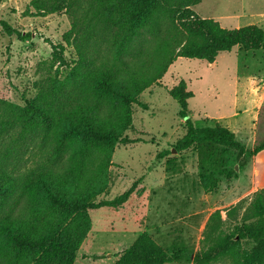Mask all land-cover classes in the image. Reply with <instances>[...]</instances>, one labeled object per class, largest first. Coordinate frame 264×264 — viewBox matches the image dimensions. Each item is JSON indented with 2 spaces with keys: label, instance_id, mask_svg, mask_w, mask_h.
<instances>
[{
  "label": "trees",
  "instance_id": "16d2710c",
  "mask_svg": "<svg viewBox=\"0 0 264 264\" xmlns=\"http://www.w3.org/2000/svg\"><path fill=\"white\" fill-rule=\"evenodd\" d=\"M35 1L45 14L65 9L82 14L88 29L81 31L79 18L73 26L80 59L71 82L52 83L38 103L28 101L22 134L11 145L0 143L5 147L0 150V264H75L91 230L90 212L121 208L135 193L133 186L112 200L96 202L108 190L116 146L130 143L124 134L132 126L134 106L147 109L138 96L162 80L179 58L213 64L235 47L264 50V30L257 25L228 29L202 18L191 9L202 0ZM145 26H150L149 46L136 52L133 43ZM0 27L9 37H30L1 18ZM93 38L105 41L111 58H101ZM85 41L91 45L85 46ZM124 55L132 61L122 62ZM169 94L180 106L186 130L173 149L179 154L199 150L206 191L218 187V172L232 177L225 166L227 151L241 156L243 167L264 151V143L248 149L220 124L196 126L189 112L194 95L184 80ZM171 153L164 150L157 157ZM236 211L231 206L210 217L205 250L195 256V264H264V190L256 194L241 223L223 230L222 213L234 217ZM175 257L143 234L115 264H167Z\"/></svg>",
  "mask_w": 264,
  "mask_h": 264
},
{
  "label": "rangeland",
  "instance_id": "374dc122",
  "mask_svg": "<svg viewBox=\"0 0 264 264\" xmlns=\"http://www.w3.org/2000/svg\"><path fill=\"white\" fill-rule=\"evenodd\" d=\"M191 9L224 28L257 25L264 30V0H202ZM0 18L30 36L9 37L0 27V129L4 127L0 143L11 145L25 126L26 103H38L40 93L52 83L71 82L80 59L73 26L79 18L81 31L88 28L82 14L68 9L45 14L35 0H0ZM149 27L142 28L133 43L136 52L149 46ZM97 40L101 58H111L105 41L93 38ZM84 45L91 43L85 41ZM121 59L132 61L131 56ZM94 71L90 67L88 72ZM88 78L91 80L90 75ZM182 80L194 95L189 112L196 126L227 127L248 149L264 143V50L248 52L235 47L221 53L213 64L179 58L162 80L138 96L147 109L134 106L132 126L124 134L130 143L116 146L108 190L96 202L112 200L133 186L135 193L121 208L90 212L91 230L75 264H115L143 234L170 255L175 254L174 261L167 264H195V256L205 250L210 217L217 210L236 206L234 217L222 213L223 230L229 232L242 222L256 194L264 190V151L245 167L241 156L227 151L225 166L232 177L218 172L219 184L212 192L201 186L199 150L174 152L173 145L186 130L180 106L169 91ZM164 150L172 153L158 159ZM212 264L232 263L222 260Z\"/></svg>",
  "mask_w": 264,
  "mask_h": 264
},
{
  "label": "water",
  "instance_id": "95a60500",
  "mask_svg": "<svg viewBox=\"0 0 264 264\" xmlns=\"http://www.w3.org/2000/svg\"><path fill=\"white\" fill-rule=\"evenodd\" d=\"M174 152H176V151L174 150Z\"/></svg>",
  "mask_w": 264,
  "mask_h": 264
}]
</instances>
